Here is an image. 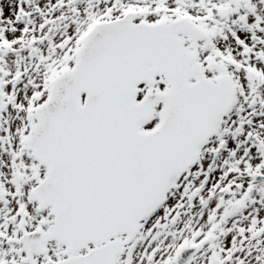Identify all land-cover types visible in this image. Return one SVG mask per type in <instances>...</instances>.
Listing matches in <instances>:
<instances>
[{"label": "snow or ice", "instance_id": "obj_1", "mask_svg": "<svg viewBox=\"0 0 264 264\" xmlns=\"http://www.w3.org/2000/svg\"><path fill=\"white\" fill-rule=\"evenodd\" d=\"M0 264H264V0H0Z\"/></svg>", "mask_w": 264, "mask_h": 264}]
</instances>
